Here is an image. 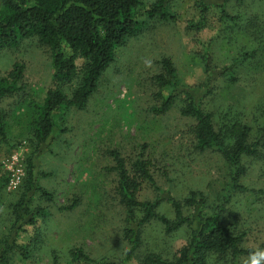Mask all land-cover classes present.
<instances>
[{"label":"rangeland","instance_id":"obj_1","mask_svg":"<svg viewBox=\"0 0 264 264\" xmlns=\"http://www.w3.org/2000/svg\"><path fill=\"white\" fill-rule=\"evenodd\" d=\"M155 1L144 0L148 7ZM169 10L177 15L176 22L148 20L143 31L128 39L104 70L84 108H71L63 120H56L57 128L38 157L35 179L53 199L49 202L32 194L29 209L42 208L46 214L37 217L35 226L26 225L23 231L12 234V246H24L35 236L38 249L28 259L12 252L6 264H76L69 256L74 248H83L92 259L121 261L125 257L129 247L124 237L125 209L116 193L112 152L120 155L131 177L133 162H147L156 186L164 192L170 189L180 201L191 191H201L211 204L228 191V164L215 152L199 153L194 149L192 123L179 115L181 102L165 114L152 112L161 101L154 77L162 72V59L172 61L184 85L197 86L205 81L198 56L217 33L214 26L200 33L185 29L186 21L195 15L194 0H171ZM234 36L223 41L219 38L210 46L218 66L228 65L248 38L237 32ZM14 64L24 67V88L0 99V117L9 139V144L0 140L2 240L11 236L14 205L21 199L26 162L34 149L30 126L37 114L36 106L54 88L49 49L35 39L22 40L17 47L0 52V76H6ZM240 70L245 73L242 78L246 77L247 68L241 66ZM251 74L256 77L246 82L248 88L223 84L215 107L224 110L231 105L236 113L262 114L264 73L259 69ZM72 88L65 91L68 96ZM247 167L238 183L249 191L229 189L224 217L226 223L246 234L244 248L264 249V162H248ZM11 179L15 185L10 184ZM135 182L139 201L159 197L158 190L145 179L137 175ZM74 198L80 200L75 209L59 210ZM157 210L173 217L168 202H162ZM191 212L184 209L185 214ZM137 215L139 218L141 213ZM188 235L185 227L166 234L159 223L152 221L144 228L139 253L155 251L171 258L187 242ZM247 258L241 257L238 264H244ZM121 264L139 262L133 257Z\"/></svg>","mask_w":264,"mask_h":264},{"label":"trees","instance_id":"obj_2","mask_svg":"<svg viewBox=\"0 0 264 264\" xmlns=\"http://www.w3.org/2000/svg\"><path fill=\"white\" fill-rule=\"evenodd\" d=\"M170 1L156 0L148 7L144 0H0V52L17 47L22 40L35 39L49 49L54 82L43 103L36 106L37 114L30 126L35 145L26 162L21 199L14 205L11 236L7 240L0 237V264H6L12 252L28 259L38 249L35 236L24 246H12V234L23 231L26 225L35 226L37 217L46 214L42 208L29 209L32 194L37 193L49 202L53 199L35 179L38 157L57 128L56 120H63L71 108H84L104 70L127 40L143 31L148 20L177 21V15L169 10ZM194 10V17L186 21L187 31L200 33L214 26L217 32L198 56L205 81L197 86L184 85L172 61L162 59V72L154 77L159 88L157 98L161 101L152 112L165 114L180 101V117L192 123L194 149L199 153H217L230 169V191L245 193L248 188L238 182L246 174L248 162H264V111L236 113L231 105L224 110L215 106L223 84L248 88L246 82L256 77L251 72L260 69L264 73V0H194ZM236 32L255 40L245 38L239 54L228 65L218 66L210 46L219 38L222 41L234 38ZM241 66L247 68L244 78ZM23 70V65L14 64L6 76H0V99L23 90ZM72 86L68 96L65 91ZM244 97L247 99L249 95ZM0 140L9 144L1 117ZM112 156L115 161L112 170L117 175L116 193L125 209L127 253L121 261L92 259L83 248H74L69 252L74 263L121 264L134 257L139 264H210V261L238 264L241 257H249L254 251L242 246L246 234L225 221L224 203L229 198V189L211 204L201 191H191L180 201L170 189L164 192L156 186L147 162H133L131 177L120 155L112 152ZM136 174L158 190L156 200L137 199ZM162 202L170 204L172 218L157 210ZM79 203L74 198L70 205L59 210L72 211ZM184 209H191V214H185ZM138 213H141L139 218ZM152 221L159 223L166 234L184 227L189 231L187 242L171 258L155 251L139 253L144 228Z\"/></svg>","mask_w":264,"mask_h":264},{"label":"clouds","instance_id":"obj_3","mask_svg":"<svg viewBox=\"0 0 264 264\" xmlns=\"http://www.w3.org/2000/svg\"><path fill=\"white\" fill-rule=\"evenodd\" d=\"M244 264H264V249L257 248L250 252Z\"/></svg>","mask_w":264,"mask_h":264},{"label":"built area","instance_id":"obj_4","mask_svg":"<svg viewBox=\"0 0 264 264\" xmlns=\"http://www.w3.org/2000/svg\"><path fill=\"white\" fill-rule=\"evenodd\" d=\"M10 184H11V185H15L16 182H15L13 179H11Z\"/></svg>","mask_w":264,"mask_h":264}]
</instances>
